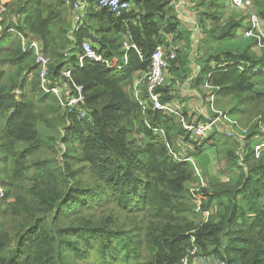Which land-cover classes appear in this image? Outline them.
I'll list each match as a JSON object with an SVG mask.
<instances>
[{"label": "trees", "instance_id": "obj_1", "mask_svg": "<svg viewBox=\"0 0 264 264\" xmlns=\"http://www.w3.org/2000/svg\"><path fill=\"white\" fill-rule=\"evenodd\" d=\"M74 1L8 3L4 28L38 36L41 51L52 59L50 76L72 68V79L84 86L88 118L63 109L40 89L34 51L22 48L17 32L0 37V264H178L192 243L219 264H264V150L256 159L253 148V138L264 135L258 121L245 132L241 150L240 140L226 139L232 143L229 167L237 170L226 182L204 171L199 140L177 124L175 114L154 109L143 85L138 90L145 108L134 95L156 46H171L165 34L193 48L192 29L180 28L172 0H128L130 9L119 15L88 0L73 27ZM194 3V86L200 91L207 81L216 101L231 99L230 115L246 112L249 104L264 123V38L259 44L245 36L251 15L264 17V0H252L223 21L220 11L226 12L228 0ZM125 38L137 49L124 51ZM238 38L248 40L240 50L224 44ZM83 39L119 63L127 53V64L111 68L86 59L78 68ZM180 52L168 68L174 78L156 89L164 104L177 97L172 86L187 74ZM183 113L189 121L187 107ZM180 139L196 151H181ZM195 159L207 186L195 175ZM197 185L203 197L194 202L190 188Z\"/></svg>", "mask_w": 264, "mask_h": 264}, {"label": "built area", "instance_id": "obj_2", "mask_svg": "<svg viewBox=\"0 0 264 264\" xmlns=\"http://www.w3.org/2000/svg\"><path fill=\"white\" fill-rule=\"evenodd\" d=\"M195 0H172L171 4L174 6L176 15L181 19L183 22L192 21L193 16L185 17L182 14L181 7L183 5H194ZM230 5L237 9H244L249 8L252 6V0H229ZM97 4L100 8H106L111 13L115 15H119L122 11L128 10L131 7L130 1L128 0H97ZM88 7V0H75L73 3V12L75 15V19L78 20L84 15V11ZM8 15V2L5 0H0V37L3 36L6 32L9 31H16L13 27H8L5 29V26H8V22L6 21V17ZM257 16L255 14L251 15V22L256 21ZM190 27V23H187ZM253 24V23H252ZM197 24L191 25L192 29V36L194 37L193 30H198ZM21 38V44L23 49H32L35 54V61L39 66L38 70V77H39V87L42 91L51 94L57 98L60 106L63 109L68 110L69 112H73L75 110L78 113V117L80 119L88 118V109L86 106V97L84 93V86L77 84L72 79V68H65L61 71V73L57 77H52L49 74V65L52 59L45 55L41 49L39 48L36 42L26 41L27 37L21 35V33L17 32ZM246 37L255 36L259 44L261 39L264 38V33L257 29V26L247 29L245 32ZM192 42V39H191ZM197 38L195 41V48H196ZM137 49L136 45L131 43L128 38H125L123 41V49L127 51L129 49ZM77 67L80 68L83 65L84 60L94 61V62H101L104 63L111 68H123L128 62L127 53L123 55V62L119 63L117 59L111 58L107 59L102 54L98 53L94 46L88 39H83L81 42V49L77 52ZM176 58V48L169 47L167 50H164L162 45H157L152 54L149 58V67L148 71L135 82L134 84V95L139 100L140 105L145 108V101L141 97L139 98V93L141 92L139 87L141 85L144 86L146 99L148 98L154 109L164 112L168 114L172 110V103L164 104L161 102L159 94L156 92L158 87L164 86L168 83L167 81V72L170 66V61ZM187 85V82L185 83ZM208 84V83H207ZM209 86V88H208ZM208 86H204L205 89H208L211 93L214 94L213 90H210L212 86L208 84ZM214 89H218L215 87ZM20 91L16 90V94H19ZM177 113V112H176ZM178 114V113H177ZM215 114V115H212ZM211 115L205 114L202 116L201 119L195 118L194 116L188 121L183 115L178 114L179 123L182 125L184 130L189 132L191 136H195L197 138H204L208 135L215 133V131H221L222 129L219 128L218 124H221L222 119L225 117V113L221 111H214ZM218 119L220 120L218 122ZM160 132L164 136V132L162 129H159ZM228 135H231V132H227ZM170 152H173L170 149ZM174 153V152H173ZM175 154V153H174ZM176 156V155H175ZM177 157V156H176ZM193 165L194 161L191 160ZM195 168V167H194ZM195 171V169H194ZM195 175L200 178V173L195 172ZM200 180V179H199ZM4 197V186L0 183V202ZM191 241L194 242V238H191ZM200 250L197 245L192 243L186 253L181 257L178 264H219L217 260L212 257H206L202 254H199Z\"/></svg>", "mask_w": 264, "mask_h": 264}, {"label": "rangeland", "instance_id": "obj_3", "mask_svg": "<svg viewBox=\"0 0 264 264\" xmlns=\"http://www.w3.org/2000/svg\"><path fill=\"white\" fill-rule=\"evenodd\" d=\"M222 1V0H221ZM226 4H227V0H223ZM73 3L72 2L70 4V6L73 7ZM197 6L196 3L190 6L187 5H183L181 7L182 10V16L185 17H191V15L193 16V20L192 21H186L184 20L183 22H180V28H185V27H189L188 26V22L192 25L197 24L198 26V20L197 17L199 15V10H196ZM239 10L241 9H237L235 7H232L230 5V2L228 0V8H226V12L221 13L220 11V15H221V21H223V17L225 16L226 18L230 16V14L232 12L236 13L239 12ZM191 14H189V13ZM210 22L211 20H208V24H207V28H210ZM252 25L254 27L257 26V29H259L260 31H262L264 33V17H257L256 21H252ZM191 25L189 28H191ZM198 30H193V34H195V36L193 37L192 35L190 36V39H192V44H193V48L191 47L192 45L188 44L187 41H185L184 39H174V42L172 43V38H173V34H165L166 38L168 39V41H170V45L169 47L171 48H176V50L178 48H180V53H179V57L181 56H185L186 57V70H187V74L186 77L180 82L176 81L175 84L172 86V90H173V94L176 95L177 97L172 98V101L170 103H172V110L170 112V114H175L176 115V120H177V124L179 123V118H178V114L183 115L185 118L186 116L183 113V109L184 107H187V115L189 117L194 116L195 118L201 119L202 116L205 114L211 115V113H214V111H221V112H227L228 109L231 107L232 105V101L231 99H229L228 95L225 97H221L220 99H217L216 101V97H214V94L211 93L208 89H205L204 86H208V82L204 81L201 84V90L203 92L198 91V88H196L194 86V78L197 74L198 71V65L195 63L193 56H195L196 54V50H195V41L198 35ZM192 33V31H191ZM248 39V37H246ZM245 38L242 39H233V40H228L226 41L224 44L229 47V48H233V49H238L237 46L243 48L242 46H244L246 44V42H248V40ZM191 41V40H190ZM262 44V43H261ZM168 47V48H169ZM240 50V49H238ZM66 54L68 55V53L66 52ZM120 61L122 60V57L119 59ZM180 66V65H179ZM179 70H181V68H179ZM37 75H38V68H37ZM22 76H26V73L23 72ZM37 77V76H36ZM174 78V72L172 70H168L167 72V81L170 82V80H172ZM28 81L32 79V77L27 78ZM26 79V80H27ZM38 79V77H37ZM187 82V85L185 84ZM27 87L29 88V86L27 85ZM209 88V86H208ZM28 91V90H27ZM21 94V92H20ZM18 94V96L20 95ZM184 96V97H182ZM182 98V99H181ZM59 103V102H58ZM249 105V104H248ZM247 105V111L244 113H235V114H229L227 112V116L225 113V117L222 119L221 124H218L219 128L222 129L221 131H215V133H212L211 136H207L204 138H197L195 136H191L193 139H198L199 142L196 143L197 146L200 147L201 150V155H202V159L207 161L206 165L204 166V171L211 177H217L220 180H224L226 182L229 181L230 178H232V176L237 173V170L235 168H231L229 167V162L226 156V153L232 148V143L229 141H226L227 138H231L234 137L235 141L236 139L240 140L239 144H237V146H241L239 147V149L241 150L242 148H244L245 142L244 140H242V138L245 136V132L247 131V129H249L256 121H258V123L261 125V128L264 130V123L263 121L259 120V115L255 114L254 112L252 113V111L250 110V107ZM178 114H177V113ZM220 120L218 119V122ZM48 132V130H47ZM53 134L54 131L52 130ZM227 132H231V135H228ZM132 133H134L135 137L138 139L140 138V132L138 131L137 128H134V130L132 131ZM40 135L43 137H46V134L41 130ZM230 136V137H228ZM211 137V138H210ZM182 138V137H181ZM207 138H210L207 140ZM207 141H204V140ZM140 140V139H139ZM182 139H180V144H179V149L183 152H191L193 153L194 151H196L195 146L187 141H181ZM22 144H19V146ZM253 148H254V156L256 157V159L258 157H260V155L262 154V151L264 150V135H259L253 138ZM43 149H46V147H44ZM175 155L178 157L180 156L179 153H175ZM196 160V159H195ZM200 161L196 160L193 163V166L195 167V172H199L200 173V186H207L206 184V177L202 176L201 173L203 171H201V166H200ZM32 174V171H31ZM199 185H197L196 187L193 186L190 188V192L192 193V197H193V201L198 202V200H200L203 197V193H198L197 190H199L200 188ZM29 196L28 193H25ZM196 221L198 222L197 216L195 217ZM0 220H2V217H0ZM8 228L11 229L12 227V221L9 218V222L7 225Z\"/></svg>", "mask_w": 264, "mask_h": 264}, {"label": "crops", "instance_id": "obj_4", "mask_svg": "<svg viewBox=\"0 0 264 264\" xmlns=\"http://www.w3.org/2000/svg\"><path fill=\"white\" fill-rule=\"evenodd\" d=\"M5 1H7L8 3H10V2H12L13 0H5ZM72 12H73V10H72ZM76 21H78V20L75 19V15H74V19H73V27L75 26L74 22H76ZM71 32H72V31H71ZM72 34H73V33H72ZM69 36H70V32L68 33V37H69ZM26 37H27V38H26L25 40L28 41V43H29V41H30V42H36V43L38 44L39 48L41 49L40 42H39V40H38V36H37V35L32 34V33H29ZM88 40L91 42V44H92L93 46H96V44H95L94 42H92L90 39H88Z\"/></svg>", "mask_w": 264, "mask_h": 264}]
</instances>
